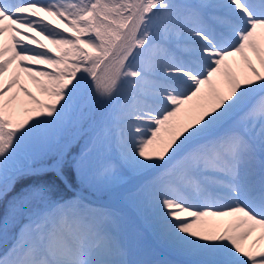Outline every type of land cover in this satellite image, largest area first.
Here are the masks:
<instances>
[{
  "label": "snow or ice",
  "instance_id": "1",
  "mask_svg": "<svg viewBox=\"0 0 264 264\" xmlns=\"http://www.w3.org/2000/svg\"><path fill=\"white\" fill-rule=\"evenodd\" d=\"M0 264H264V0H0Z\"/></svg>",
  "mask_w": 264,
  "mask_h": 264
},
{
  "label": "bare ground",
  "instance_id": "2",
  "mask_svg": "<svg viewBox=\"0 0 264 264\" xmlns=\"http://www.w3.org/2000/svg\"><path fill=\"white\" fill-rule=\"evenodd\" d=\"M252 59H253V63H257V61L255 60V58H254V57H253Z\"/></svg>",
  "mask_w": 264,
  "mask_h": 264
},
{
  "label": "rangeland",
  "instance_id": "3",
  "mask_svg": "<svg viewBox=\"0 0 264 264\" xmlns=\"http://www.w3.org/2000/svg\"><path fill=\"white\" fill-rule=\"evenodd\" d=\"M31 87L33 88V90H36V88H35V86H34V85H32Z\"/></svg>",
  "mask_w": 264,
  "mask_h": 264
}]
</instances>
